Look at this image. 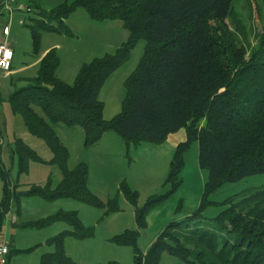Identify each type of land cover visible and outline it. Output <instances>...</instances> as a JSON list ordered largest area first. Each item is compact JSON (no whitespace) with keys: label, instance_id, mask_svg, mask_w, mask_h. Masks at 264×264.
I'll return each mask as SVG.
<instances>
[{"label":"trees","instance_id":"trees-1","mask_svg":"<svg viewBox=\"0 0 264 264\" xmlns=\"http://www.w3.org/2000/svg\"><path fill=\"white\" fill-rule=\"evenodd\" d=\"M231 2L75 0L37 10V18L27 23L35 54L40 52L43 32L71 34L64 21L78 7L95 20L120 19L129 34L113 53L82 64L70 84L56 75L59 58L54 48L48 49L36 75L23 78L25 84L9 95L13 112L23 117L31 135L47 145L52 152L49 161L59 166L62 178L53 189L34 186L21 191L0 160V236L4 219L20 195L63 196L102 204L88 188L86 165L67 168L68 150L54 125L81 127L86 147L112 131L126 148L142 142L161 143L184 128L186 140L174 151L164 181L166 192L150 196L138 207L135 194L125 186L123 191L135 206L138 226L143 227L147 211L181 184L183 153L196 140L198 165L207 173L197 207L185 218L169 222L145 252L136 245V230L125 229L114 239L133 247V264H160L164 252L191 264H264V187L221 202L210 198L226 183L264 173V32L250 48L239 45L234 32L238 28L227 21ZM140 39L144 40L143 52L125 80L121 111L106 120L99 89L108 75L127 61ZM15 143L20 170L29 159L41 161L22 140ZM210 205L222 208L209 218L212 222L208 225L213 228L195 226L207 218L205 210ZM108 206V211L116 209L115 200H109ZM56 220L71 228L45 240L52 251L42 254L39 264H76L66 254L64 240L68 236L83 239L92 231L82 225L75 211H58L20 226L43 227Z\"/></svg>","mask_w":264,"mask_h":264},{"label":"rangeland","instance_id":"rangeland-1","mask_svg":"<svg viewBox=\"0 0 264 264\" xmlns=\"http://www.w3.org/2000/svg\"><path fill=\"white\" fill-rule=\"evenodd\" d=\"M75 0H16L14 10L9 13L0 9V39L7 37L13 49L12 68L30 63L35 53L32 51L31 32L27 23L37 18V10H49L62 3L71 4ZM22 6L23 8H18ZM228 23L235 29L239 45L251 47L260 33L264 32V0H232ZM8 25L7 36L3 27ZM70 35L56 32H43L38 49L54 48L59 58L56 75L67 83H73L82 64L113 53L128 37L120 19L95 20L88 16L85 9H74L64 21ZM49 48V49H50ZM144 48L140 39L132 48L129 58L112 71L101 85L98 96L103 102L102 116L108 120L121 111L125 94L124 83L134 70ZM37 66L7 76L0 71V160L9 171L11 180L17 189L26 191L34 186L53 189L62 178L61 169L49 160L52 152L41 138L31 135L23 117L14 113L9 95L17 87L25 84L23 77L36 75ZM57 136L68 150L66 166L73 169L79 163L87 167V185L101 205H93L69 197L47 198L38 194L20 195L18 203L12 206V213L20 215L24 222L35 221L58 211H75L85 227H91L92 234L83 239L66 237L64 249L76 264H105L117 261L120 264H133V247L114 239L125 229L138 232L136 245L145 252L159 233L171 221H177L189 215L198 205L207 173L198 165V145L193 140L183 153L182 179L179 187L145 215V225L139 227L136 221L135 206L125 195L123 187L130 189L136 196V205L143 206L150 196H159L166 192L164 185L174 151L178 144L186 140L184 128L170 133L161 143L142 142L126 148L122 139L112 131L98 143L86 147L83 145V130L79 126L54 125ZM16 139L22 140L41 158V161L29 159L26 167L20 170ZM264 187V173L247 176L237 182L226 183L216 190L210 198L221 202L232 195H242L252 188ZM2 185L0 180V198ZM115 200L116 209L109 210V200ZM220 205H210L206 217L195 226L208 225L209 218L215 216ZM7 213V214H8ZM193 227V225H192ZM66 222L56 220L43 227H24L19 229L7 221L2 226V234L8 239H24L31 236H52L63 229H69ZM23 230V231H22ZM27 232V233H26ZM49 236V237H50ZM52 247V246H51ZM30 252V250H27ZM24 264V262H19ZM160 264H191L181 258L164 252Z\"/></svg>","mask_w":264,"mask_h":264},{"label":"crops","instance_id":"crops-1","mask_svg":"<svg viewBox=\"0 0 264 264\" xmlns=\"http://www.w3.org/2000/svg\"><path fill=\"white\" fill-rule=\"evenodd\" d=\"M8 34H9V32H8ZM6 38L2 37L0 39V42L1 41L7 42ZM10 46H11V44H10ZM11 48H12V46H11ZM49 48L50 47H45V48L41 49L38 54H35L34 59L30 63H25L20 67H16L13 69L12 68V62H11V69L4 74H6L7 76H10L13 74L17 75L18 73H23L24 71H26L29 68L38 66L40 59L42 58V56L46 53V51ZM12 51H13V49H12ZM12 60H13V58H12ZM30 77H33V76H30ZM30 77H23V78H30ZM104 136H105V134L103 135V137ZM1 185H2V183H1ZM10 213H8L6 215L3 224L7 225V221H8L11 223V225L18 227L19 229H24V227H21L20 224L22 222H24L23 220H27V219H22V217L20 215L16 216L15 213H12V215L10 216ZM63 230H65V229H63ZM49 234L50 233H47V235H41L40 234V235H36V236H31L29 233H27V234H24L25 240L23 238L20 240H17L15 237L8 239L4 234L1 233V236L3 238L7 239L11 245L10 246V255H9V259H8L7 264H20L19 262H22V263L24 262V264H39L42 254H44L45 252L52 251V247L45 243V240L50 236ZM27 249H29L30 252L25 251Z\"/></svg>","mask_w":264,"mask_h":264},{"label":"built area","instance_id":"built-area-1","mask_svg":"<svg viewBox=\"0 0 264 264\" xmlns=\"http://www.w3.org/2000/svg\"><path fill=\"white\" fill-rule=\"evenodd\" d=\"M16 0H0V9L11 13L14 10ZM18 8H23L22 6ZM8 25L3 27V34H8ZM13 51L9 43L6 41L0 42V71L8 72L11 69ZM9 253V241L0 236V264H7Z\"/></svg>","mask_w":264,"mask_h":264}]
</instances>
